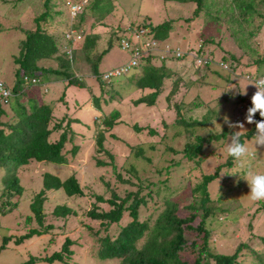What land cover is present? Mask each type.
<instances>
[{
  "label": "rangeland",
  "instance_id": "obj_1",
  "mask_svg": "<svg viewBox=\"0 0 264 264\" xmlns=\"http://www.w3.org/2000/svg\"><path fill=\"white\" fill-rule=\"evenodd\" d=\"M92 1L93 0H52L53 6L49 8V18L44 26L46 30H48V33L51 34L58 43L59 52L54 55L57 58L51 57L47 60V63H50V65L41 63V66L55 68L59 66L60 58L62 57V55H60L61 53L66 52L69 55H67V57H70V53L68 52L71 49H77V59L75 58L74 60L73 58L74 65L77 68L75 73L76 76L81 79L84 78L85 75L91 74L89 65L84 59L85 56L83 52L79 51L82 40L80 39L73 42L74 47H70V44L68 48V45L64 44V37L71 23V15L66 6V2H79L89 4L90 6ZM237 1L238 0H204V5L196 17L192 14L195 8V3L193 2L111 0L116 7V9L113 10L114 14L107 15L105 18L106 23L103 22V26L98 25L96 28V31L101 33L98 48L102 49L106 47V41L109 35L108 27L111 23L115 25L118 23L126 24L130 20L141 21L145 19L156 25L164 20L172 19L173 28L170 32L169 40L171 41L167 43L168 45L180 47L185 52L188 51L194 54H187V56H189L188 59H190V57L195 58L198 48H200L204 54L202 58L210 56V59H215L209 63L207 68L203 62L200 63L201 66L198 67L199 70L196 72L192 64L186 65V69L181 68L182 61L186 58H183L182 61L174 60L173 63L169 65L172 69L183 70V78H181L179 84L181 88H178L180 91L172 98L173 103L180 101L182 106L189 103L191 100L194 101V103L198 102L201 105L195 106L194 108L192 107L186 116L191 115L192 118L200 120L202 114L212 109V115L209 114L208 116L210 130L218 132L224 127L229 130L225 139H220L219 141L213 140L211 143L205 142L203 152L199 156L201 159L199 164L193 161H186L184 162V166L180 168L173 169L169 173L165 171L168 160L172 156L175 159H182L180 152L177 154H171V152L165 153V146H172L173 148L181 150L185 142V131L183 127L178 124H173L175 111L173 107L171 108L173 105L172 103V105L170 104L171 99H165V95L172 89L173 76L171 79L165 80L163 92L154 105L145 103L143 105L153 107H145L144 109L136 108L132 116L129 117V112L136 107V105L131 104V99L142 95L136 90H134V93H129L120 103L119 108L123 107L126 115L124 117L125 123L118 127L117 132H115L118 136L117 138H112L109 134L107 135L109 140L108 147L116 155L115 162L118 170L122 173L123 177L127 178L132 175L131 172L127 171L129 165H132V167H135L137 170L139 177L144 178L150 176L149 179L156 182V185L149 187L153 192V199L147 198V204L140 206L139 218L141 220L145 219L150 214L156 215L161 210V205L165 198L177 202L179 213H187L183 206L192 200V187L200 182L203 174L212 173L217 165L227 160V144L230 142V133L240 131L241 135L254 125V123H247L246 115L238 119L235 118V115L241 111V107L245 102H242L241 95L247 99H251V93L255 88V86L251 84L252 82L243 78V74L245 72H252L255 69H257V73L264 71V0H244L241 5ZM43 2L44 0H0V79L4 80L10 86L13 84L16 77L15 70L17 63H15L14 59L15 56L19 55V41L25 38L24 31L26 29H34L35 17L45 10ZM246 3H250L252 7L245 8L244 4ZM87 15H90V11ZM91 23V19H87L84 22L82 26L85 32L90 30ZM162 45L164 44L162 43ZM232 55L236 59H232ZM223 56L227 57V59L224 60H227L228 63L232 59L238 64L236 70L231 69L228 71L219 68L218 63L215 61L222 60ZM90 59L92 60L91 57ZM128 59H130L128 52H123L122 49L120 50L118 44L115 43L109 52L102 58L99 69L101 70L107 67L113 68L116 64L127 61ZM177 63H180V65ZM106 71H108V69L105 70V72ZM200 73H205V75L201 77ZM49 76V79L44 78L34 85H29V82L24 83L22 86H25V93L28 94V96L36 97L38 101H42L41 99H44L43 97L46 95L48 98H53L54 96L48 95L51 93L50 90V92L45 91V86L48 89L53 87L55 83L50 82L51 77L54 76ZM123 77L124 76L121 78ZM199 77L201 78L199 79ZM94 78L95 77L91 76L88 80L98 83V80ZM117 81H114L112 85L116 86ZM187 81L193 82L187 83ZM44 83L47 84L45 85ZM97 83L95 85H97ZM103 85L104 87L101 84V94L103 93V96L100 95L101 99H99L101 104L107 100V93L109 91V89H107L108 85ZM104 88L107 91H104ZM62 92L63 90L60 95H58V100L61 102L58 101L53 108L54 118L56 117L58 121L64 116V119L76 116L75 107H81L82 104H84V100L81 101L80 97H73L72 93L69 92L68 101L70 106L68 107L73 108V110L65 109L66 102H63L65 98L60 100ZM109 93L111 92L109 91ZM145 93L149 92L145 91ZM113 97L114 95H112V98ZM70 98H72V100H70ZM13 101L14 100H12V102ZM107 112H109V110ZM102 114L104 113H100V115ZM1 117L2 120L7 119L5 116ZM225 117H227L232 124L242 123L243 128L229 127L228 124L225 123ZM95 120L96 117L88 121L90 123L89 130H87L84 124L76 123L74 125L75 132L78 134L82 133L86 138H76L73 139L71 143L72 146L68 143L65 145L64 150L66 151L68 160H70V165L65 166L63 164L51 163L46 167L45 165L48 163H42V161L36 163L32 160L30 161L32 163L26 166L19 174L23 179L22 184H28L30 177L34 179L37 174L36 170L41 171V176H39L40 174L37 176V181H39L46 172L56 174L61 179H65L77 169L76 173L79 184L88 194L94 191L92 189H95V191H99V193L101 190L107 197L110 195V191L106 190L101 183L102 176L115 188L119 195H124L129 189H135L134 186L119 182L115 179L110 171V167L104 166L95 169L94 167L98 166H92V160H94L96 156L95 144L91 138L95 128ZM254 120H256V115L254 116ZM54 121L55 120H53V122ZM134 121H137L140 126L149 125L153 127L157 130L156 134H150L147 129L142 133L132 131L130 125L133 124ZM63 123H65V120ZM197 128L199 129V126H197ZM112 131L114 130H111L109 133ZM208 132V130L203 128L198 130V133L201 135H208ZM192 137L193 135L190 136V138ZM254 137L255 135L252 138L244 140L243 144L247 146L249 151V156L247 160L244 161V166L241 167L239 162L234 161L233 167L229 169L226 167L222 168L219 179L212 181L210 184V190L212 191V196L216 199V203L219 200L217 195L222 194L223 197V194H225L226 197L228 196L231 198L228 202V204H230V212H227L225 214L226 216L223 214V216H219L217 219H212L210 227L212 229L211 233L213 238L211 237L210 244L219 252L231 253L240 241H246L247 244L250 245V248L244 249L242 261H245V263L243 264H250L253 261L254 251L264 252V245L259 238V236L264 235V211L262 204L264 200L259 202L251 201L247 196L250 191L247 182L241 177L249 171L264 173V146L255 145ZM77 144L83 145L79 147ZM74 145L76 147L78 146L79 150L75 152V154H72L70 150ZM130 146H139L144 149V155L149 157L150 161L143 159L141 156H136L134 150L128 155ZM76 154L77 156H75ZM127 155L128 158L126 159ZM100 156L101 155H97L96 157ZM103 157V159H108L106 155H103ZM182 161L184 160L182 159ZM78 162L80 163L78 164ZM34 164H36L35 167ZM156 169H162V173L157 175ZM5 172L6 171L0 167V188L3 186ZM24 173L25 175H23ZM232 173L237 174L229 175ZM164 179H167V181L160 182ZM133 181L137 182V179L133 178ZM143 184H146V181ZM147 191L148 189L145 187L142 189L141 193L145 194ZM155 191H158V195L154 193ZM28 196L29 194H25V196H22V199L20 198V205H18L16 208L18 210L15 212V220L20 221L21 228L32 227V225L38 227L37 222L34 220H31L32 223L25 222L28 214L31 215V218L34 217L33 211L29 209V201L31 202L32 198L29 200L27 199ZM89 203V199L85 196L68 197L63 189L53 191L50 195L48 194V197L42 204L43 210L45 211L44 221L45 223L51 222L54 226L58 225L60 230L63 229L62 232H65L64 235H67L75 241V244L71 246L75 250L73 256L70 257L71 260H69L71 264H119V259L102 260L96 256L98 247L97 240L96 237L91 234L93 231L90 230V228L91 226L99 228L100 225H98L99 221H92L85 214L89 208ZM59 204L68 205L75 210L76 214H70L66 217H54L51 211ZM219 204H221V202H219ZM223 205H226V203ZM107 207L108 205L106 209ZM257 208H261V210L257 212ZM12 215V213H8L5 218L11 219ZM127 219L128 217L125 215L122 222ZM199 220L200 217H196L192 225L196 226ZM6 222H8V220ZM117 226L116 224L112 225L108 232L110 231V234L116 233L118 231ZM3 230H8V227L0 229V233L2 232L4 235L6 231ZM60 230H58L59 233L57 234L63 239L64 235ZM185 231L188 240H199V235L195 229ZM253 233L255 235H253ZM57 234L54 237V241L56 242L53 244L56 246L50 248L46 252H43L42 249L40 253L41 256L46 253H51L53 250L55 251V248L58 250L60 249V242L62 240H57ZM101 234L103 235L104 231H101ZM32 238V240L27 241L25 244L26 253L28 249L35 253L40 250L41 244L38 242V239L35 236ZM47 239L46 236V239L43 241L44 245H46ZM47 246L48 244L44 246V248L46 249ZM190 249H185L182 254L184 260L192 263L194 255ZM28 258L29 255L26 254L25 257L24 253L16 252L12 245H6L0 251V264H24ZM38 261L39 260L35 259L32 264L47 263L44 260ZM56 262L57 261L53 263Z\"/></svg>",
  "mask_w": 264,
  "mask_h": 264
},
{
  "label": "trees",
  "instance_id": "obj_2",
  "mask_svg": "<svg viewBox=\"0 0 264 264\" xmlns=\"http://www.w3.org/2000/svg\"><path fill=\"white\" fill-rule=\"evenodd\" d=\"M164 1L193 2L195 3V8L192 14L196 17L204 5V0ZM237 2L241 5L244 0H238ZM43 5L45 10L35 17L34 29H26L24 31L25 38L19 41V55L15 56L14 59L15 63H17V67L13 84L10 86L3 80L10 90H12L13 95L7 99V103L5 104L6 107L10 108L12 111V114L6 120H1V116L7 115V108L5 106L2 107L0 104V166L4 167L6 171L3 186L0 188V212L2 210L3 212L11 211L17 207L20 201L23 187L20 185L17 173L21 166L30 163L32 160L39 162L43 161L48 164H66L68 162V157L64 150L65 145L68 142L71 144L73 139L86 138L82 133L78 134L75 132L74 125L76 123H81L87 127V130L90 129V125L81 122L78 117H68L64 119V116L58 121L56 117L54 118V107L51 102L45 101L44 99L38 101L36 97L28 96V94L25 93V86H22L24 84V76H28L29 78L35 76L43 80L44 78L49 79V75L61 80H66L69 85L82 86L79 77L75 74L77 68L73 61V58L75 60L77 56V49L71 50L70 57H67L68 54L66 52L61 53L60 55H62V57L60 58L59 66L56 68L43 67L39 63L42 59H50L51 57L57 58L54 55L59 52L58 43L54 37L48 33V30H46L44 26L49 18V8L53 6L52 0H44ZM244 7H252V5L246 3ZM114 9L115 6L111 0H93L90 6L89 4H84L82 9L76 14L73 24L70 25L68 31L75 30L76 33L80 34L82 42L79 46V51L83 52L92 74L97 78L101 77V75L99 76L98 65L102 56L109 52L115 43L120 47L119 42L122 36L131 34L133 29L137 27L147 28L153 35V38L160 41V50L149 51L147 55L140 57L137 64L134 65L132 69L123 71L119 75L112 76L108 81H101L102 86L104 87L103 84L108 85L107 89L111 92L109 93L108 91V98L103 104L100 103L99 99L101 98L99 96H92L93 105L98 110L102 108L104 113L96 117L94 121L95 128L91 137L95 144L96 156L101 155L100 157H94L95 164L97 166L110 167V171L115 179L119 182L134 186L135 189H129L124 195H119L115 188L102 176L101 183L106 190L110 191V195L107 197L104 193H99V191H95V189H92L94 191L88 194L80 186L75 175L71 174L67 178L61 180L58 175L46 172L42 177L41 188L33 194L30 202L33 218L41 229L31 228L27 233L19 236L17 242H21L33 235L43 234L46 229H50L52 224H44L45 211L43 210L42 204L48 197L51 189H63L68 197L85 196L89 199V208L85 214L90 220L99 221L98 225H100L99 228H94V226L90 228L88 226L90 230L93 231L91 234L96 237L98 246L96 256L99 259H119V264L245 263V261H242L243 252L244 249L250 248V245L247 244L246 241H240L231 253L219 252L210 244V239L212 237L210 224L212 223V219H217L219 216H223V214L226 216L225 214L230 212V204H228V202L231 198L228 196L226 197L225 194H223L224 196L222 197V194H220L217 195L219 200L216 203V199L212 196V191L210 190L211 182L219 179L222 168L226 167L229 169L233 167L234 160L229 155L224 163L217 165L212 173L203 174L200 182L192 187V200L183 206L187 213H179L177 202L165 198L161 205V210L156 215L150 214L142 220L139 218L140 206L147 204V198L153 199V192L149 187L156 185V182L151 181V179H149L150 176L144 178L139 177L137 170L135 167H132V165H129V168H127V171L131 172L132 175L127 178L123 177L116 165L115 153L107 146L109 144L107 135L109 134L110 137L117 138L118 136L115 134L116 126L125 123V120L122 119L123 113L118 106L129 93L137 89H150L149 93L131 99V104L138 105L145 103L152 105L155 103L157 96L162 92L165 80L171 79L173 76L172 89L165 95V99H171L170 104H173H171V108L173 107L175 111L173 124H178L183 127L185 131V142L181 150L173 148L172 146H165L164 150H166L165 153L171 152V154L180 152L184 161H182V159H175L172 156L165 167L167 173L173 169L184 166V162L186 161H193L199 164L201 161L199 156L203 152L205 142L211 143L213 140L219 141L220 139H225L229 130L226 127L218 132L210 130L208 116L209 114L212 115V109L202 114L200 120L192 118L191 115L186 116L192 107L194 108L195 106L201 105L198 102L194 103V101L191 100L189 103L182 106L180 101L173 103L172 98L180 91L178 88H181L179 84L181 78H183V70L168 67L165 65V61L169 59L181 60L185 58L186 55L181 58H175L172 52L162 50L164 45L167 44L163 40L169 37L170 31L173 28L172 19L164 20L156 25L145 19L141 21L130 20L126 24L118 23L115 25L111 23L109 27L107 26L109 28V35L106 41V47L102 49L98 48L101 34L96 31L95 26L102 25L103 22L106 23L105 18L107 15L112 14ZM89 11L90 15H87ZM87 19H91L92 23L90 24L91 29L85 32L82 25ZM162 43L164 45H162ZM128 55H130V53H128ZM161 55H164V57L161 58ZM231 57L232 59H236L233 55ZM191 59L193 61L192 65L195 68L194 71L196 72L201 65L196 63L194 58ZM224 59H227V57L223 56L220 61L227 62V60ZM232 59L229 65L231 69L236 70L238 64ZM128 60L121 65H125ZM204 64L207 68L209 62H205ZM185 66V64H182L181 68ZM117 67H120V65L110 69ZM252 73L260 74L257 73V70L252 71ZM200 75L202 77L205 73H200ZM122 76L124 77L121 78ZM201 77H199V79ZM114 81H117L116 86L112 85ZM188 82L193 81H187V83ZM29 85L34 84L29 83ZM105 90L104 88V91ZM64 94L63 91L60 100H63ZM102 94L101 96H103ZM112 95H114L113 98ZM241 98L242 102L245 101V97L241 95ZM12 100L14 101L12 102ZM115 102L116 106L114 109L106 113L104 111L106 106H113ZM249 106H251V103ZM255 115V121L261 120L258 112ZM53 120L55 121L53 122ZM64 120L65 123H63ZM197 126H199V129ZM130 127L132 131L137 133L145 129H147L150 134H156L157 132V130L149 125L140 126L137 121H134ZM201 128L208 130V135L199 134L198 130H201ZM111 130L114 131L109 133ZM53 133L57 134L54 138L51 136ZM232 134L233 133H230V136ZM255 134L256 124L254 123L253 127L240 135L241 143H244L245 139L252 138ZM191 135H193L192 138H190ZM77 145L80 147L83 144ZM78 146L76 147L74 145L70 152L75 154V152L79 150ZM129 150L130 152L128 155L134 150L136 156H141L143 159L150 161V158L144 155V149L141 147L130 146ZM103 155H106L108 159H103ZM161 173L162 169H156L157 175ZM133 178H136L137 182H134ZM145 181L146 184H143ZM166 181L167 179H164L160 182ZM145 187L148 191L142 194L141 191ZM154 193L158 195V191ZM219 202H221V204H219ZM225 203L226 205H223ZM262 204L264 211V201H262ZM107 205L108 207L106 209ZM260 210L261 208H257V212ZM51 213L55 217H66L70 214H76L75 210L66 204L56 205ZM125 215L128 219L122 222ZM196 217H200V220L196 226H193L192 222ZM114 224L118 225V231L110 234L108 230ZM190 229H195L197 231L199 240H188L185 235V230ZM101 231H104L103 235ZM253 235L255 234L253 233ZM259 238L264 245V235L259 236ZM7 240L8 239L4 237L3 244L6 243ZM74 244L75 241L66 236L59 250L42 258L31 255L24 264H32L35 259L44 260L47 264H53L55 261H57V263L71 264L69 262V260H71L70 257L75 253V250L71 246ZM187 248H191L190 251L194 255L192 263L183 258L182 252ZM253 256L254 259L250 264H264V252L254 251Z\"/></svg>",
  "mask_w": 264,
  "mask_h": 264
},
{
  "label": "crops",
  "instance_id": "obj_3",
  "mask_svg": "<svg viewBox=\"0 0 264 264\" xmlns=\"http://www.w3.org/2000/svg\"><path fill=\"white\" fill-rule=\"evenodd\" d=\"M115 9H116V7H115ZM114 9V10H115ZM114 14V12H112V14L111 15H113ZM98 27V25H96L95 26V29ZM90 29H91V27H90ZM171 32V31H170ZM101 34V33H100ZM169 36H170V34H169ZM101 38V37H100ZM164 42H166V43H169L171 40H169V37L166 39V40H163ZM99 46V45H98ZM180 48V47H179ZM181 49V48H180ZM121 50V49H120ZM181 50H183V49H181ZM184 51V50H183ZM198 53H202V51L200 50V48H198ZM124 52V51H123ZM188 52V51H187ZM108 53V52H107ZM106 53V54H107ZM126 53V52H125ZM203 54V53H202ZM204 55V54H203ZM77 56H78V52H77ZM85 56V55H84ZM105 56V55H104ZM104 56H102V58L104 57ZM210 57V56H209ZM102 58H101V60H100V62H99V65H98V71H99V76L101 75V73L102 72H104L105 70H109L110 68H112V67H107V68H105V69H99V66L101 65V61H102ZM186 59L184 60L183 59V61H182V59L180 60H178V61H182V64H185V65H191L192 64V60H191V57H190V59H188L189 58V56H187V54H186V57H185ZM193 58V57H192ZM212 58V57H211ZM76 59H77V57H76ZM85 60H86V58H84ZM214 59V58H213ZM47 60L48 59H42V60H40L39 61V63L41 64V63H44V64H48L47 63ZM174 60H176V59H169V60H167V61H165V65L166 66H168L169 67V65H171L172 63H173V61ZM215 60V59H214ZM87 61V60H86ZM125 62V61H124ZM124 62H122V63H124ZM215 62H217V61H215ZM87 63V62H86ZM122 63H119V64H116L115 66H113V67H116V66H118V65H121ZM39 64V65H40ZM53 64V63H52ZM88 64V63H87ZM177 64H179L180 65V63H177ZM48 65H50V63L48 64ZM193 66V65H192ZM186 67V66H185ZM184 67V68H185ZM52 68V67H51ZM56 68V67H55ZM187 68V67H186ZM185 68V69H186ZM255 70H257V69H255ZM90 72H91V70H90ZM185 72V71H184ZM264 72V71H263ZM263 72H261V73H263ZM182 74H183V72H182ZM91 76L92 77H95V75H93L92 74V72H91V74H88V75H85V77L84 78H79L80 79V81H81V83H82V86L81 87H78V86H80V85H78V86H72V85H69V84H67V81L66 80H61V79H59V78H55V77H51V80H50V82H55L54 83V86L53 87H50V88H48L47 89V87L45 86V91H47V92H50L51 91V93H49L48 95L49 96H54L53 98H48L47 97V95L46 96H44L43 98H44V100L45 101H48V102H51V104L53 105V107L54 106H56V104H57V102L59 101L58 100V95H60V93H61V91L63 90L64 91V101L63 102H66V107H65V109H69V110H73V108H71V107H68V106H70L69 105V101H68V95H69V92L70 93H72V96L73 97H77V98H79L80 97V100L82 101V100H84V104H82V106L81 107H75V109L74 110H76V116H74V117H78V119L81 121V122H87L89 125H90V123L88 122V121H90L92 118H94V117H97V116H99L100 115V113H103V109L101 108L100 110H98L94 105H93V100H92V96H99L100 97V95H101V81H102V79H101V77H98V78H94L95 80H98V83L95 81V83H94V81L93 82H90L89 80H88V78H91ZM35 77V76H34ZM36 79H38V82H40V79L39 78H37V77H35ZM100 80V81H99ZM48 83V82H47ZM47 83H44L45 85L47 84ZM97 83V85H95ZM87 87V88H86ZM77 91H76V90ZM88 89V90H87ZM50 90V91H49ZM136 91H139L141 94H145V91L146 92H150V89H145V90H136ZM163 92V91H162ZM161 92V93H162ZM132 93H134V91L132 92ZM161 93L157 96V98H156V100H155V103L157 102V100H158V98L160 97V95H161ZM141 96V95H140ZM140 96H138V97H140ZM135 98H137V97H135ZM70 100H72V98H70ZM81 101H79V102H81ZM90 101H91V103H90ZM59 102H61V101H59ZM154 103V104H155ZM154 104H152V105H154ZM144 105V103H141V104H138V105H136V107L131 111V112H129L130 114L128 115L129 117L130 116H132V114H133V112H134V110L136 109V108H139V109H144L145 107H147V106H143ZM116 106V102H115V104L112 106V105H109V107H107L106 106V110H105V112L107 113V110H112V109H114V107ZM118 107H120V105L118 106ZM151 107H153V106H150V107H147V108H151ZM120 110H121V112L123 113V115H122V119H124V117L126 116L125 115V112H124V109H123V107H121L120 108ZM98 112H99V115H98ZM6 118H8L11 114H12V111L10 110V108H8L7 107V109H6ZM2 120V119H1ZM121 125H117L116 126V132H117V130H118V127H120ZM145 126V125H144ZM144 130H142L141 131V133L143 132ZM52 138H54L55 136H57V134L56 133H53L52 135ZM68 144L70 145V146H72L69 142H68ZM76 144V143H75ZM107 145V144H106ZM109 145V144H108ZM107 145V146H108ZM75 156H77V154L75 155ZM101 158H103V157H101ZM36 163L38 162V161H35ZM41 162V161H40ZM92 162H93V167H94V165L95 166H97L96 164H95V160H92ZM32 162H30L29 164H26V165H23V166H21L20 168H19V172L17 173V175H18V178H19V180H20V185L23 187V189H22V193H21V196H20V198L22 199V196L24 195L25 196V194H29V196L31 195V196H33V194H35V192L37 191V190H39L40 188H41V186H42V178L39 180V181H37V176L39 175V176H41V171L39 172L38 170H36L37 171V174H36V176H35V178L33 179V177H32V179H31V177L29 178L30 180L28 181L29 183L28 184H25V183H23L22 184V181H23V179H22V177L21 176H19V174H20V172L23 170V169H25L26 168V166H29L30 164H31ZM42 163H47V162H43L42 161ZM70 163V160H68V162L66 163V164H64L65 166L66 165H70L69 164ZM80 162H78V164H79ZM50 164H47V165H45L46 167H48ZM36 166V164H34V167ZM1 167V166H0ZM99 167H103V166H98V167H94L95 169H99ZM2 169H4V167H1ZM5 170V169H4ZM77 170V169H76ZM76 170H74L71 174L72 175H75L76 176V178H77V173H76ZM5 174V173H4ZM53 174V173H52ZM70 174V175H71ZM23 175H25V173L23 174ZM56 175V174H55ZM4 176V175H3ZM2 176V177H3ZM68 177V176H67ZM66 177V178H67ZM78 179V178H77ZM27 180V179H26ZM61 180H63V179H61ZM79 181V180H78ZM81 186V185H80ZM82 187V186H81ZM28 191H29V193H28ZM53 191H58V190H50L49 192V195L53 192ZM100 193H103V192H101V190H100ZM28 196V198L27 199H31L32 197L30 196L29 197ZM71 197H73V196H71ZM19 203H20V201H19ZM18 203V205H20ZM18 205H17V207H18ZM16 207V208H17ZM16 208H14V209H12L11 211H9V212H7V211H5V212H3V210L0 212V229L1 228H4V227H8V230H3V231H6V234H4L3 235V233L1 232L0 233V251L2 250V248H4L6 245H12L13 247H14V249L16 250V252H18V253H20V252H22V253H24L25 254V257H26V254L27 255H29V257L32 255V256H35V257H39V258H42V257H44V256H46V255H50L52 252H54V250L51 252V253H46L45 255H40V253H41V251H42V249H43V252H46V251H48L50 248H53L54 246H56V245H53L56 241H54L55 239H54V237H55V235L57 234V233H59V231L58 230H60V227L58 226V225H52L51 227H50V229H46V231L43 233V234H40V235H33V236H35L37 239H38V242L41 244V246H40V250H38L37 251V253H35V252H32L30 249H28L27 250V253H26V247H25V244H26V242L27 241H29V240H32L33 238V236H31L30 238H27V239H25V240H23V241H21V242H17V238L19 237V236H21V235H23L24 233H27L31 228H37V229H41L39 226H38V224H37V226L38 227H35V226H33L32 225V227L31 226H29V227H24V228H21L20 227V221L18 220H15L16 218H15V212H16V210H18V209H16ZM29 209H30V201H29ZM8 213H12L13 215H12V218L11 219H7V218H5V216H6V214H8ZM31 215L30 214H28V216L26 217V221L25 222H29V223H32V221L31 220H34L35 221V219L34 218H31L30 217ZM55 217V216H54ZM8 220V222H6ZM44 224L46 225V224H53V223H51V222H49V223H45V221H44ZM28 228V229H27ZM63 230V229H62ZM62 230H60V232H62ZM63 233V235L65 234V232H62ZM50 235V236H49ZM46 236H47V242H46V245L48 244V246L46 247V249L44 248V246H46V245H44V239H46ZM49 236V237H48ZM52 236V237H51ZM67 235H64L63 236V239L60 237V235H58L57 234V240H62L60 243L62 244V242L64 241V238L66 237ZM4 237H6L8 240L6 241V243H4L3 244V238ZM49 241V242H48ZM59 243V244H60ZM60 244V245H61ZM56 250H58L57 248H55V251ZM26 259V258H25ZM40 261H42V260H39L38 262H40ZM47 264V263H46ZM53 264H57V262L56 263H53Z\"/></svg>",
  "mask_w": 264,
  "mask_h": 264
},
{
  "label": "built area",
  "instance_id": "obj_4",
  "mask_svg": "<svg viewBox=\"0 0 264 264\" xmlns=\"http://www.w3.org/2000/svg\"><path fill=\"white\" fill-rule=\"evenodd\" d=\"M66 3L69 9V13L71 15L70 25H72L76 14L82 9V6L84 5V3H79V2H66ZM80 39H81L80 34L76 33L75 30L67 31L65 33V45H68V48H69L68 43H71L72 45L70 47H72L73 42L80 40ZM119 45L123 51H127L128 53H130V59L125 65H121L122 67L120 66L114 69H109L108 71L106 72L104 71L103 73H101V79L103 81H108L112 76L119 75L123 71L132 69L134 65L137 64L139 58L147 55L149 51L160 50V41L155 40L151 32L147 28H143V27H137L132 30L131 34L122 36V38L120 39ZM71 50L68 53H70ZM162 50L167 51V52H172L175 58H178V57L181 58L186 54L194 55L191 52H185L178 47H171L168 44L164 45V48H162ZM163 57L164 55H161V58ZM194 59L199 65L202 62L203 63L212 62V60L207 57L202 58L201 54H198V55L196 54ZM218 66L221 69H225L228 71L231 70V66L229 65V63L224 62V61L218 62ZM243 78L253 83L256 79L264 78V72L260 74H254L252 72H245L243 74ZM23 80H24V83L29 82L31 84H35L38 82V79H36L35 77L29 78L28 76H24ZM256 90L257 89L254 88V90L251 93V97L253 96ZM12 95H13L12 90H10L7 84L2 79H0V104L2 105V107L6 106L5 104L7 103V99L11 97ZM250 103H251V99L245 98V102H244V105L241 107V111L235 115L236 119L240 118L244 114H247V109L249 108Z\"/></svg>",
  "mask_w": 264,
  "mask_h": 264
},
{
  "label": "clouds",
  "instance_id": "obj_5",
  "mask_svg": "<svg viewBox=\"0 0 264 264\" xmlns=\"http://www.w3.org/2000/svg\"><path fill=\"white\" fill-rule=\"evenodd\" d=\"M66 6H67V3H66ZM196 54L197 55L201 54L202 56H204L202 53H198V51L196 52ZM206 57L209 58L208 56ZM211 60L214 61L213 59ZM219 61L220 60H218L216 63H218ZM251 84H253L257 90L251 97V106H249V108L247 109V114H244L242 116L246 115L247 123L256 124V134L254 137V144L264 146V78L256 79ZM257 112L259 113V116L261 117V120L259 121L254 120V116ZM225 123H227L228 126L232 128H236V127L240 129L243 128L242 123L232 124L227 117H225ZM229 140L230 142L227 144V154L230 157H232L234 161L239 162L240 166L243 167L244 161H246L249 156V151H248L247 146L241 143L240 141V131L234 132L229 137ZM235 174L237 173H232L229 175H235ZM241 177L247 182V185L249 187L250 191L247 194L249 199L253 202H259V201L264 200V173H255V172L249 171L244 176H241Z\"/></svg>",
  "mask_w": 264,
  "mask_h": 264
}]
</instances>
